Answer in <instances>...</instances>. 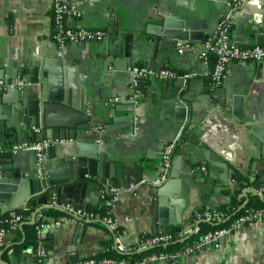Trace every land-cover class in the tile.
I'll use <instances>...</instances> for the list:
<instances>
[{
	"label": "crops",
	"instance_id": "0c3cea01",
	"mask_svg": "<svg viewBox=\"0 0 264 264\" xmlns=\"http://www.w3.org/2000/svg\"><path fill=\"white\" fill-rule=\"evenodd\" d=\"M62 1L70 8L67 18L69 25L104 29L105 38L101 41L70 42L60 47L53 37L55 29L51 0H0V71L7 73L6 79L9 73L15 79L10 93H14L16 79L19 78L24 81L26 89L34 86L26 69L39 64L44 54L48 59L60 62L50 63L49 67L54 72H57L59 65L68 71L72 105H60L62 112L58 114L70 121L87 118L88 115L94 119L103 118L104 110L115 106L133 107L129 102L142 95L143 90L146 91L140 99L141 114L137 117L134 132H129L128 123H114V119L108 117L107 123H114L115 129L122 130V133L106 132L104 128L96 126L93 129L100 136L94 142L110 159L145 162L149 181L163 177L164 182L172 184V199L183 204L182 220L176 224L174 232L180 229L182 234L193 231L196 225L190 222L192 213L199 207L216 208L229 202L231 196L226 190L240 188L239 174L235 170L248 175V168L255 157L263 155L264 61L234 62L229 66L224 80L216 84L210 75L209 56L201 54L202 45L187 44L181 49L161 51L157 64L162 66V70L169 69L174 75L181 71L193 78L192 86L183 91L187 108L189 111L192 109V118L190 121L188 116L179 123L171 112L153 101V86L145 82L152 81L155 85L158 77L149 76L141 80V87L133 86L130 68L133 64L148 66L146 63L152 51L149 44L146 42L143 49H134L131 58L112 59L106 54V42L112 44L114 32L118 31L147 38L148 28L159 23V16L168 12L186 20L193 29L202 31L205 36L203 42L215 34L220 21L229 17L232 19L230 34L234 43L241 46L261 45L256 41L259 35L264 40V5L259 8L256 4H239L235 0ZM259 24L261 28L253 36L252 27ZM134 43L139 45L141 42L135 39ZM17 72L24 75L19 77ZM219 85L224 90H219ZM126 99L128 102L123 103ZM77 107H82L84 113ZM117 115L118 118H127L122 111ZM187 124L190 125L188 140L180 145L176 153L171 154V163L165 172L164 149L181 137ZM198 127L205 131L206 136L216 137L209 141L216 149L197 143L199 137L195 132ZM36 131L41 133L40 130ZM45 140L51 142L50 139ZM64 143L72 144V140ZM30 164L28 158L24 160L22 173L30 172ZM203 166L206 167L205 171L201 168ZM185 168L193 170L192 178L173 179ZM18 177L20 181L8 204L2 201L9 208L23 204L29 196L30 187L24 183L25 178L23 175ZM198 178H205L207 183H214L218 188L207 187L204 190L197 182ZM105 186L123 190L108 211L118 221L117 233L104 219L103 224L93 222L100 216L95 210L92 211L93 216L66 214L61 217L60 226L54 228L48 238L51 246L47 262L37 260L36 250L32 246L20 253L12 246L2 258L8 261L12 255L18 256L20 264H71L69 254L73 253L72 260L76 264H85L89 258H100L98 256L103 253L116 249L117 240L128 244L142 236L163 232L160 227L158 233L154 232L152 186ZM180 188L181 193H178ZM261 191L264 193V190ZM52 196L49 193L48 199ZM102 197L100 184L95 183L88 190L86 201L95 207L101 204ZM41 206L42 203H38V208ZM30 221L25 218L22 222ZM11 243H14L13 238ZM159 264H264V222L254 221L202 249L180 255L173 262L168 260Z\"/></svg>",
	"mask_w": 264,
	"mask_h": 264
},
{
	"label": "water",
	"instance_id": "95a60500",
	"mask_svg": "<svg viewBox=\"0 0 264 264\" xmlns=\"http://www.w3.org/2000/svg\"><path fill=\"white\" fill-rule=\"evenodd\" d=\"M159 16V23H154L148 28L147 38L138 37L132 33L124 31L114 32V39L111 43L106 42V54L112 59L117 57H129L133 55L134 49H143L147 42L151 47V58L146 63L149 67H156L159 73L162 66L157 64L161 51L181 49L187 44L189 46L202 45L205 40L202 31L193 29L177 15L164 13ZM261 25L252 27L251 34L255 36ZM258 44L264 45L263 37L257 36ZM141 43H134V40ZM60 63L56 59H48L46 54L42 55L39 64L30 65L26 71L29 74L30 82L34 85L26 89L14 87V93L11 94V86L15 79L12 74L6 75L0 71V199L8 204L11 194L17 189L20 181L19 176L23 175L24 183L30 187L29 196L23 204L11 207L8 210L21 208L26 210V216H31V223H34L38 211L47 206H41L36 211L28 207L29 203H42L48 201V194L56 196L57 204L50 207H56L66 214L75 215L78 210L89 209L91 204L87 203V192L91 185L112 184L128 188L130 184L137 187L143 184L152 186V216L155 222L154 232L158 233V228H162L165 233H173L176 224L182 220L181 201L174 202L170 194V185L167 182L155 184L149 181V175L146 173L147 165L145 162H126L113 160L104 152L100 145L94 142L100 134L93 128L100 126L106 132L122 133V130H116L114 123H128L129 132H134L137 128V117L140 116L139 106L142 95L134 97L129 103V107L115 106L104 110L103 118L80 117L78 120L70 121L58 113H61L60 105H72V90L69 89L68 71L60 67L57 72L49 67L50 63ZM17 76L24 75L23 72H17ZM17 80V79H16ZM192 76L185 75L184 72L177 71L175 75L168 78H157L156 84L152 81L145 83L153 86V101L164 110L173 114L175 120L181 123L188 116L191 121L192 109L188 110L185 103L186 97L183 95L184 89L192 86ZM219 90L222 86L219 85ZM206 90V87H205ZM217 93V92H216ZM128 102L124 100L123 103ZM84 113L82 107H77ZM122 111L125 118H118L117 113ZM144 114V113H143ZM108 117L114 119V123L108 122ZM40 130V134L36 131ZM91 131V132H90ZM201 133V134H200ZM97 134V137H94ZM195 135L199 137L197 143L200 146L207 144L210 148L216 149L209 141L216 139L210 135L206 136L205 131L198 127ZM205 135V136H204ZM50 139L51 145L43 149L42 156L39 157L36 151H18L14 152V144L24 142H34L41 139ZM66 140H72V144H65ZM263 155H258L253 160V164L248 168L247 186L242 189L243 196L249 200V195L258 196L264 201V147L261 149ZM29 159L30 172L22 173V164L25 159ZM21 173V174H19ZM183 173V175H181ZM193 170L183 169L179 175H174L173 179L181 180V177L192 178ZM148 180V181H147ZM178 182V181H177ZM197 182L205 190L207 187L217 189L214 183H207L205 178H198ZM192 189V188H191ZM193 190V189H192ZM181 193V188L180 192ZM37 199V200H36ZM247 201L239 209L246 206ZM68 206V207H67ZM70 208V209H69ZM76 216V215H75ZM208 221V220H206ZM25 222L20 224L22 228ZM199 226L190 233L193 235ZM179 230V229H177ZM235 230L232 231L234 233ZM14 234L4 239V248L7 250L12 247L11 239ZM117 247V244H116ZM148 249V248H147ZM144 250V249H142ZM73 253L69 254V262L76 264L72 259ZM50 258L48 254L44 262ZM0 264H20L18 256L12 255L10 260L2 258L0 252Z\"/></svg>",
	"mask_w": 264,
	"mask_h": 264
},
{
	"label": "built area",
	"instance_id": "2783aa9c",
	"mask_svg": "<svg viewBox=\"0 0 264 264\" xmlns=\"http://www.w3.org/2000/svg\"><path fill=\"white\" fill-rule=\"evenodd\" d=\"M241 3H253L256 4L259 8L263 7L264 0H241ZM240 3V4H241ZM51 10H52V21L54 25V41L60 47L65 46L70 42H85V41H101L106 36V31L100 28H86L69 25L67 23V18L70 14V8L62 1V0H51ZM232 19L225 18L220 21L217 31L215 34L211 35L206 39L205 42L202 43V56H207L211 51L216 56V62L214 67L212 68L210 75L216 84H220L227 75L229 66L234 62H250V63H260L264 61V46L255 45V46H241L234 43L231 39L230 27H231ZM130 71L133 75V86L136 88L141 80L149 77L155 76L161 79L168 78L174 75V72L169 69H163L159 73L155 71L153 68L148 66H141L137 64H133L130 68ZM15 86L18 89H22L24 86V81L19 78L17 79ZM1 89V86H0ZM117 100V99H116ZM183 132V131H182ZM51 145L49 140L41 139L34 142H24L14 144L12 150L14 152L18 151H36L38 156H42V150L48 148ZM174 143L168 144L163 152V160H164V170L165 172L170 166L171 163V154ZM204 171L206 167H201ZM163 173V175L165 174ZM162 175V176H163ZM164 178L159 177L154 179L153 182L155 184L163 183ZM122 189L118 187H108L106 193L109 195V199L106 200L108 206L112 207L115 201L118 200L119 195L122 193ZM102 191V195L106 194ZM57 204L56 196L53 195L48 199L47 202L42 204V206H54ZM68 207V206H67ZM9 207L4 205L2 200L0 199V213L8 210ZM70 209V208H69ZM10 228H15L19 223H21L25 218L31 220V216H22L17 214L14 210L10 213ZM76 215L80 217L93 216L94 212L89 209L78 210ZM204 218L208 221H220L224 218V214L218 212L216 208H209L204 213ZM104 221L110 225L112 228L116 229L118 227L117 219L112 215H107L103 218ZM35 222H39L37 235H38V247L36 249V257L38 261H43L47 258L49 254V250L46 247V243L50 236L51 231L60 226L61 218H54L53 216L45 215L38 211L35 218ZM254 221L264 222V207L256 208L250 210L247 214L241 215L238 217L229 227H224L221 229H216L214 231H210L206 233L203 239L195 245L194 248L188 247L185 251H181L175 255L174 258L184 255L187 253L195 252L207 245L216 242L220 237L226 236L230 234L233 230H237L249 223ZM1 224V220H0ZM198 229V228H197ZM192 231V230H190ZM187 231L186 234L190 233ZM13 234L9 228H5L0 226V246L4 245V239ZM183 233L182 235H186ZM118 239V237H117ZM174 240L173 233H165L160 232L156 235H152L144 239L139 243V238L134 239L133 243L126 244L125 242H120L117 240V249L120 251L127 250V246L129 244H138L137 250L147 249L152 247L153 245L164 242L169 243ZM172 257V256H170ZM169 256L166 254H154L147 259H143L138 263H131L126 260H116L113 258L104 257L101 259L98 258H89L85 261V264H159L161 261H168Z\"/></svg>",
	"mask_w": 264,
	"mask_h": 264
},
{
	"label": "trees",
	"instance_id": "16d2710c",
	"mask_svg": "<svg viewBox=\"0 0 264 264\" xmlns=\"http://www.w3.org/2000/svg\"><path fill=\"white\" fill-rule=\"evenodd\" d=\"M237 3H241V0H235ZM231 29V27H230ZM211 68L214 67L216 62V56L213 52L208 53ZM142 83L138 85V87H141ZM190 129V125L187 124L185 127V132L181 135V137L174 142V146L172 149V153H176L179 150L180 145L188 140L189 132L187 130ZM237 174H239L238 180L240 183V188L231 190L227 189L226 193H228L231 197L230 201L227 203L220 204L216 207V210L222 214H224V218L220 221H206L204 218V213L208 210L207 207H199L196 209L191 217L190 222L193 225H196L199 223L198 230L193 234L190 235V233L186 235H182L180 233L182 230L177 232H173L174 240L169 243L160 242L148 249L144 250H137L138 244H129L127 247V250L120 251L117 248L111 249L110 251L103 253L102 255L98 256L101 258L108 257L113 258L116 260H126L131 263H138L143 259H147L150 256L154 254H166L169 256V262L174 261L173 255L185 251L188 247L194 248L197 243H199L204 235L210 231H214L216 229H221L224 227H229L238 217L241 215L247 214L250 210L264 207V201H262L258 196L255 195H249V200L247 201V197L243 196L242 189L247 186L246 182L248 181V178L241 173L238 172V170H235ZM101 191L106 193L107 187L104 184H100ZM109 195L106 193L101 198V204L99 206H92V210L94 209L95 212H98L100 214L99 219L93 221L97 224H103V218L107 215H109V206L106 204V200L109 199ZM247 201V204L244 208L239 209L243 203ZM28 207L34 211L38 208V203H32L30 202ZM12 210H6L0 213V220L1 224L0 226L9 228L10 231L13 232V244L12 246L15 247V251L17 253H20L25 248H28L29 246H32L35 250L38 247V235H37V229L39 222H25L24 226L21 228L19 223L15 228H10V219L11 215L10 213ZM17 214H20L24 217H26V210L21 208H16L14 210ZM41 213L49 216H53L54 218H61L66 215L64 211H62L59 208L56 207H44L41 210ZM105 224V223H104ZM116 233L119 231L118 228L115 229ZM23 232L25 234V238H23ZM152 236V235H151ZM151 236H142L139 238V243L142 242L144 239L151 237ZM51 244L49 241L46 243V247L49 250ZM0 250H3L2 255L6 256V249L4 246H0ZM172 256V257H170Z\"/></svg>",
	"mask_w": 264,
	"mask_h": 264
}]
</instances>
